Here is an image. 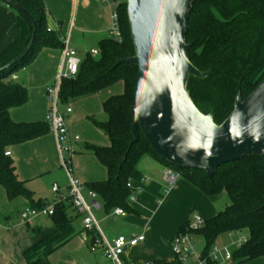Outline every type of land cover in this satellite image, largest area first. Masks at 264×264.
<instances>
[{"label": "trees", "instance_id": "16d2710c", "mask_svg": "<svg viewBox=\"0 0 264 264\" xmlns=\"http://www.w3.org/2000/svg\"><path fill=\"white\" fill-rule=\"evenodd\" d=\"M18 16L17 38L0 55V185L9 200L23 197L30 208H43L45 200H35L32 191L21 181L15 161L5 156L13 146L42 137L50 132L47 121L15 122L10 111L28 101V88L12 76L33 62L44 48L63 49L57 32L47 26L45 0H11L19 4L36 22V41L29 50L34 32L32 23L11 4ZM119 15L122 41L108 38L101 42L99 56L88 54L76 77L65 79L61 85L60 103L96 95L123 82L124 92L108 98L103 104L108 117L98 124L108 136V147L91 146L93 154L107 168L109 177L104 182L86 186L96 192L109 212L122 208L133 213L129 198L133 192L131 181H140L137 165L146 156L163 162L168 169L181 174L207 196L226 192L230 204L195 232L203 239V254L208 256L219 237L224 234L248 232V240L233 251L231 264H242L264 259V161L247 157L220 166L211 180L205 172L174 166L162 159L139 129V141L131 148L137 67L130 64L116 66L118 59L135 55L126 0H112ZM188 58L200 71L211 74L206 79L191 77L187 88L197 108L204 114L213 112L216 124H222L233 112L238 91L245 100L264 81V0H205L193 4L187 33ZM70 203L54 204L50 216L54 231L24 253L27 264H51L49 257L67 244L75 235L69 216ZM191 221H185L178 232H183ZM96 240L97 235L90 233ZM93 240V241H94ZM157 264H178L177 260L154 259ZM215 264V263H211Z\"/></svg>", "mask_w": 264, "mask_h": 264}, {"label": "crops", "instance_id": "0c3cea01", "mask_svg": "<svg viewBox=\"0 0 264 264\" xmlns=\"http://www.w3.org/2000/svg\"><path fill=\"white\" fill-rule=\"evenodd\" d=\"M45 6L49 30L57 32L62 43L64 40H68L69 45L77 50L82 61L92 50H99L101 42L109 38L112 10L102 0H45ZM17 22L16 12L0 1V55L16 40ZM62 51L63 49L44 47L33 62L22 69L23 72H17L12 76V78L16 77L17 81L24 82L28 88L27 103L10 111V117L13 121L26 123L47 121L50 111L47 89L54 83L58 75L63 61ZM123 92L124 83L119 82L93 96L98 97L97 101L100 107L101 103L103 105L111 96L120 95ZM90 99L92 98H83L78 102L77 108L71 102L61 103L60 107H62L58 108L65 118L70 135L80 138L78 142H73L76 153L71 158V167L73 176L86 186L104 182L109 177L107 168L90 149L91 146L108 147L110 145L108 136L98 126L100 123H105L108 117L104 107L94 108V111H90L88 108H80L81 106H88ZM68 109H71V113L67 112ZM10 153V157L15 161L18 178L25 182L32 191L35 200H45L50 205L57 202L70 203L68 199L69 180L62 167L56 136L51 128L50 132L42 137L13 146ZM145 167L148 168L147 171ZM137 168L141 180L130 182L135 196L133 205H130L134 211L131 214L136 215L135 221L138 220L137 217L143 211L147 213L154 211L153 214L157 216L162 214L160 217L161 225L157 231L160 235L155 238L156 235L153 234L151 222H149L144 232L139 233L145 237L144 241L126 250L121 257V262L122 264H144L146 261L154 259L171 262L174 257L169 243L181 225L185 221H191V216L187 211L186 213H173L172 217L171 215L164 216V213L170 214L169 211L165 210L164 199L172 195L177 182L166 191L165 198L157 203L159 206L151 203L149 196L153 192L156 193L163 183L167 182L164 176L168 167L163 162L154 157L146 156L139 161ZM148 171H154V174L151 175ZM185 183L184 181L180 182L179 191L183 192L184 190V192L190 193L191 198H197L200 202L202 200L201 203L205 206L201 211L208 220L220 212L215 204L226 192L217 196H207L195 186ZM55 184L60 188L58 194L52 191ZM89 191L92 190L87 188L84 195L91 204L92 201L88 196ZM97 201L100 208L95 211L104 209L99 196ZM28 208H30V204L27 199L20 197L12 201L9 200L5 189L0 185V264H27L24 253L54 231L50 217L35 219L30 224L24 223L21 214ZM114 210L105 211L106 214L111 212L114 214ZM68 212L73 220L75 235L61 247L67 249L65 253L69 254L67 264H102L103 261H109L113 264L106 258L101 249L96 252L91 251V245L95 240L90 233L84 230L82 217L77 214L72 206ZM114 216L122 217L115 214ZM77 222L79 223V232L75 227ZM149 233L153 234L154 237L150 236L151 238H149ZM139 235L132 234L130 237ZM83 247L88 248L91 255H87L88 258L86 259H83L81 254ZM54 256L53 254L49 257L51 264H56L53 259ZM242 264H264V259L258 258Z\"/></svg>", "mask_w": 264, "mask_h": 264}, {"label": "water", "instance_id": "95a60500", "mask_svg": "<svg viewBox=\"0 0 264 264\" xmlns=\"http://www.w3.org/2000/svg\"><path fill=\"white\" fill-rule=\"evenodd\" d=\"M33 25L29 50L36 41L35 20L11 0H3ZM205 0H126L135 55L116 66H136L131 148L139 129L166 162L205 172L247 157L264 161V81L245 99L238 91L234 110L220 125L213 112L202 113L187 88L191 77L206 79L211 70H198L188 58L189 16L193 4Z\"/></svg>", "mask_w": 264, "mask_h": 264}, {"label": "built area", "instance_id": "2783aa9c", "mask_svg": "<svg viewBox=\"0 0 264 264\" xmlns=\"http://www.w3.org/2000/svg\"><path fill=\"white\" fill-rule=\"evenodd\" d=\"M107 3L112 10L111 13V27L109 30V38H112L118 42L122 41V32L120 28L119 15L116 11L115 5L112 0H102ZM63 61L59 69L58 75L54 83L47 89L48 100L51 105L50 111L47 117V122L50 124L51 131L56 136L58 149L61 155L62 167L66 172L69 180L68 199L71 206L76 210L77 214L82 217L83 227L87 233H95L97 235L96 240L91 245V251L96 252L101 249L113 264H122L121 257L129 248L137 246L140 242L144 241L143 235L132 236L127 238L125 236H119L116 239L107 240L99 223L94 215V211L100 208L97 201L98 194L94 191H89L88 196L92 203L90 204L84 192L87 190L86 185L80 180L76 179L72 173L71 158L76 153L73 146V142H78V136L70 135L64 116L59 112L60 92L63 80L71 79L77 76L79 67L82 63L81 58L77 50L69 45L68 40L63 41ZM93 58L99 56V50H92L89 53ZM16 79V77H13ZM71 113V109L67 110ZM10 152H6L5 156H10ZM169 185H173L177 182L179 174L172 169H167L164 176ZM131 188V184H128ZM59 186L54 185L52 188L53 193H59ZM129 200L133 202L135 196L132 192ZM54 214V205H49L43 208H28L22 214L21 218L24 223L30 224L35 219L50 217ZM114 214L117 216H126V212L122 208H116ZM205 224V220L199 216L194 215L189 226L183 231L176 233L171 239V247L174 253V259L178 261V264H231L233 261V250L229 246L218 247L214 246L209 255L203 254V248L198 251L196 247V235L195 232L200 230ZM241 235V233L230 234ZM248 240V237L242 236L235 242L234 246L240 248ZM144 264H157L152 260L146 261Z\"/></svg>", "mask_w": 264, "mask_h": 264}, {"label": "rangeland", "instance_id": "374dc122", "mask_svg": "<svg viewBox=\"0 0 264 264\" xmlns=\"http://www.w3.org/2000/svg\"><path fill=\"white\" fill-rule=\"evenodd\" d=\"M94 46H96V45H94ZM94 46H92V47H94ZM18 72H23V71H22V69H20ZM88 98H92V99H90L91 101L88 103V106H81L80 108H88V110H90V111H94V108H103L102 103L99 107V102L97 101L98 97L92 96V97H88ZM94 98H96V99H94ZM84 99H86V98H84ZM81 100H83V99H78V100L72 101L71 104L72 105L74 104V107L77 108V106H78L77 104ZM90 103H92V104L90 105ZM60 104L61 103H59V106H58L59 108L62 107V106L60 107ZM50 107H51V105H50ZM147 169L148 168L145 167L146 171H147ZM148 172H150L151 175L154 174L153 173L154 171H152V172L148 171ZM176 173L179 174L178 172H176ZM181 181L186 182L185 184H190V185L194 186L187 179H185L181 174H179L178 181L175 185L176 188H174L172 195H170V197H167L168 199L165 198V196H166L165 193L167 190L170 189L171 185H169L167 182L163 183L162 187L156 193L153 192L149 196L151 203H153L155 206H157L158 205L157 203H159V201H161L162 199L165 198L164 199L165 210L169 211L170 214L167 215V213H164V216L171 215V217H172L173 213L174 214H177L178 212L186 213V211H187V213L190 214V216H191L190 217L191 220H192L194 215H199L204 220H208V218H206L207 216H205L201 211V209L204 208V206H205L204 204L201 203L202 200L200 202L199 199H197V198H194V197L191 198L190 193L184 192V190H183V192L179 191ZM137 194L140 196L139 193H137ZM210 200H211V198H210ZM219 200L220 201L217 204H215V207L218 209V211L224 210L225 207L230 204V199L227 196V194H223ZM129 204L133 205V202H131L129 200ZM102 208H103V206H102ZM153 213H154V211H151L148 213L143 211L137 217L139 221L137 219H136L137 221H135V219H134L136 217L135 214H131V213L126 212L125 217H116V216H114L113 212L106 214V211L104 209H102L100 211H95V217L99 223V226L103 232L104 237H106V239H108L109 241H112V239H114L115 237L122 236V235L127 236V237H130V235H132V234L139 235L140 232L141 233L144 232L145 227L147 228V224L149 222H151V229L153 231V234L156 235L155 236V238H156L157 235H160L157 231L159 230V227L161 225L160 217L162 216V214L160 216H157ZM133 219H134V221H133ZM75 227H76V229H78L77 231L79 232L80 228H79L78 222L76 223ZM153 234L149 233L148 234L149 238H151L150 236H153ZM242 236L248 237V232L243 231V234H241L240 236L239 235L224 234L221 237H219L215 246H218V247L229 246L234 251L236 249V247L234 246L235 242H237L238 239ZM203 246H204V242H203L202 237H200V236L196 237V247H197L198 251H201ZM169 247H170V250H171L172 255L174 257V253H173V250H172L170 243H169ZM65 250H67V249L61 248V249H59L53 253L55 255L53 257V259L55 260L56 264H67L69 262L68 261L69 260V254H66ZM81 254L83 256V259H86V258H88V256H91L88 248L87 249L84 248L83 253H81ZM102 264H111V263L109 261L108 262L103 261Z\"/></svg>", "mask_w": 264, "mask_h": 264}]
</instances>
